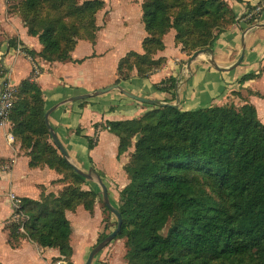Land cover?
I'll return each instance as SVG.
<instances>
[{
  "label": "trees",
  "instance_id": "obj_1",
  "mask_svg": "<svg viewBox=\"0 0 264 264\" xmlns=\"http://www.w3.org/2000/svg\"><path fill=\"white\" fill-rule=\"evenodd\" d=\"M41 1L24 0L22 17L28 33L42 45L38 55L49 61L71 60L69 53L79 39L94 43L98 30L95 16L104 6L102 0L67 2L70 17L77 14L83 23L93 17L86 36L75 34L69 23L39 26ZM6 2L12 7L10 0ZM193 2L196 21L202 16L216 18L222 12L233 21L224 0ZM247 8L253 9L248 4ZM141 10L147 32L142 41L144 52L130 51L120 59L115 83L129 78L133 68L140 77L155 71L165 61L154 58L164 47L163 35L170 27L178 29L177 23L170 24L162 0L143 1ZM260 14L246 18L248 25L258 21ZM215 40L216 36L200 46L211 48ZM251 77L254 75L240 80ZM178 81L170 76L155 88L172 91L174 96ZM43 103L34 83L24 80L14 90L8 116L13 134L29 148L31 166L44 164L56 171L63 167L74 179L83 181L48 142L51 138ZM105 126L118 137V156L136 138L132 160L123 167L129 181L119 191L115 206L122 218L115 238H124L128 264H264V123L252 105L231 102L187 111L153 105L138 118L107 121ZM87 141L88 149L93 148V139ZM95 196L91 189L72 188L40 200L22 198L17 212L24 216V234L43 247L58 248L66 264H71V227L65 211L81 202L91 213ZM17 226L11 225L15 237L19 235Z\"/></svg>",
  "mask_w": 264,
  "mask_h": 264
},
{
  "label": "crops",
  "instance_id": "obj_2",
  "mask_svg": "<svg viewBox=\"0 0 264 264\" xmlns=\"http://www.w3.org/2000/svg\"><path fill=\"white\" fill-rule=\"evenodd\" d=\"M224 1L233 21L218 35L211 52L201 54L191 64L189 76L184 69L187 56L174 43L172 32H168L162 38L163 49L154 55L165 60L160 68L147 77H140L133 68L129 78L115 83L120 59L130 51L144 52L142 41L147 32L141 19L143 0L104 1V8L96 15L98 30L94 43L79 39L69 53L71 60L66 61H49L38 55L42 49L38 38L30 35L19 16L9 12L6 1L0 0V82L2 71L6 70L14 90L24 80L34 83L41 91L45 112L65 98L113 84L142 97L173 103L175 91L173 96L172 91L155 88L173 76L179 79L176 85L181 110L231 102L235 106L250 104L264 123V10L256 22L258 26L247 30L242 37L249 26L244 19L247 4L253 6L258 0ZM17 45L21 48L19 52L15 50ZM242 51L241 62L233 66ZM210 59L221 70L214 69ZM249 74L254 77L240 80ZM144 105L112 89L61 104L48 116L71 162L83 170L93 168L104 181L111 202L117 201L121 187L128 183L123 170L127 159L125 153L117 155L118 137L105 124L138 118L149 109ZM11 126L9 120L0 124V264H46L61 257L58 248L43 247L29 240L22 227L24 216L14 209L11 195L33 200L49 193L57 195L59 176L47 165L29 164V148L13 134ZM9 135L12 140H8ZM87 138L93 139L91 149ZM65 216L71 227L70 263L84 264L88 252L98 242L101 210L97 206L90 213L77 206L66 210ZM12 223L18 224L16 237L11 232ZM125 253V240L115 238L91 264H128Z\"/></svg>",
  "mask_w": 264,
  "mask_h": 264
},
{
  "label": "rangeland",
  "instance_id": "obj_3",
  "mask_svg": "<svg viewBox=\"0 0 264 264\" xmlns=\"http://www.w3.org/2000/svg\"><path fill=\"white\" fill-rule=\"evenodd\" d=\"M10 1L12 2V7H8V11L17 14L19 18L22 20L23 19L22 17L25 13V11L23 12L24 0H10ZM102 1L104 3V1L112 2L113 0H102ZM162 1L164 3V7L170 24L177 23L178 25L177 30L174 27H170L168 28L165 34H167L168 32H172L174 43L176 44V46H178L179 50H181L183 53L186 54L187 56L186 59L192 54L193 51L201 48H206L207 46L201 47L200 44H207L215 36L217 38L218 35L231 23V16L227 14V12H222L221 15H219L216 18L213 17L207 18L206 16H202V19H200V21H196L195 20L196 16H194L193 0H162ZM67 2L68 0H42L37 10V16L39 20H41L40 21L41 23H38L39 26L43 27V25L49 23L56 26H60V25L64 26L62 22L69 23L68 26H70L71 28H75L74 29L75 34H78L79 36L82 35L86 36L89 32L88 30L89 23L91 25L94 24L93 17L92 16L90 17L91 22L86 21L85 23H83L82 20H80L79 15L77 14L70 17L67 13V8H66ZM80 2L82 1L74 0L75 4ZM103 8L104 6H102V8L97 11V13L101 11ZM105 19L106 17L104 16L103 20ZM38 24H36V26ZM130 60H133V57L130 58ZM162 65L163 64L161 63L157 67V69L160 68ZM183 77L184 74H182L181 78ZM227 104L229 103H225L224 105ZM144 106L148 107L149 108L148 110H151L153 108V105L151 104H146ZM131 140L132 141L130 147L127 149V151L124 152L127 159L126 164L132 160V154L134 152V141L136 140V138L133 137ZM48 142L53 145L51 139H49ZM56 152L61 154L58 150H56ZM46 156L47 158H51V156L48 154H46L45 157ZM53 170L59 176L56 181L60 186V190L58 191V194H62L64 191L70 190L72 188H77V189L79 188L83 190L91 189L94 192V194H96L94 200L92 201V204H93V208L98 206L102 214L101 230L99 237L105 236L112 229H114L116 225V218L112 212H110L108 209L103 208V203L101 200V196L99 194L100 187L95 181H91L84 178L83 181L79 182V180H76L72 177L71 171L63 167L59 168V171H56L55 169ZM85 200H89V199L86 198ZM111 203L114 206H116L118 203V198L117 201H113ZM78 206H82L81 202L78 204ZM21 220L22 219L19 220V223H21ZM170 223L171 221H169L167 225L164 227L163 233L167 231V228L169 227Z\"/></svg>",
  "mask_w": 264,
  "mask_h": 264
},
{
  "label": "water",
  "instance_id": "obj_4",
  "mask_svg": "<svg viewBox=\"0 0 264 264\" xmlns=\"http://www.w3.org/2000/svg\"><path fill=\"white\" fill-rule=\"evenodd\" d=\"M259 25H263V24H259ZM254 26H258V23H254L248 26V28L243 32L242 37L244 35V33L251 29ZM206 52H211L210 48H201V49H197L195 51L192 52V54L185 60V75L189 76L190 72L189 69L191 67V64L201 55V54H205ZM243 58V51L241 52V54L239 55L238 59L236 60V62L233 64V66L238 65L241 60ZM211 66L216 69V70H221L220 67H218L217 65H215L213 63V61L210 59L209 60ZM178 85H176V89H175V101L173 103H165L162 102L160 100L157 99H151V98H146V97H142L136 94H133L131 92H129L128 90L124 89L123 87H121L118 84H113L110 86H106L103 88H99V89H95L92 91H88V92H84V93H80V94H75L73 96H70L68 98H65L64 100L58 102V104L52 106L51 108H48L45 112H44V122L45 125L48 129V132L50 134V138L52 140V143L55 145V147L58 149V151L61 153V155L63 156V158L67 161V163L73 168V170L80 176H82L85 179L91 180V181H95L99 187H100V196H101V200L103 205L114 214L115 218H116V225L114 227V229H112L109 233L106 234V236L104 238H102L100 241H98L88 252L87 257L85 259L84 264H91L92 260L94 259V257L104 248L106 247L113 239H115L116 235L119 233L120 228H121V224H122V218H121V214L119 212V210L111 203L109 196H108V191H107V187L104 183V181L102 180L101 176L93 169V168H88L87 171L79 168L78 166H76L74 163L71 162L69 153L67 152V150L65 149V147L62 145V143L60 142V140L58 139L54 129L51 127L49 120H48V116L49 114L58 106H60L61 104H64L66 102H72V101H77V100H84V99H88L91 97H95L98 95H101L103 93H106L112 89H116L119 90V92H121L122 94H124L125 96L136 100L138 102L141 103H146V104H151V105H163V106H171V107H178V102H179V95H178V91H177Z\"/></svg>",
  "mask_w": 264,
  "mask_h": 264
},
{
  "label": "built area",
  "instance_id": "obj_5",
  "mask_svg": "<svg viewBox=\"0 0 264 264\" xmlns=\"http://www.w3.org/2000/svg\"><path fill=\"white\" fill-rule=\"evenodd\" d=\"M252 7H253L252 10L246 7L244 13L245 20L246 18L250 17L251 14H258L264 10V0H258V2L255 3ZM256 22L257 21L255 20L254 23ZM15 50L17 52L21 51L20 46L17 45L15 47ZM8 77H9V72L3 70L2 80L0 82V124H3L8 121L9 112L10 109L12 108L13 100H14V88L11 86ZM12 139H13L12 135H9L8 140H12ZM11 197L13 199V207L17 211L21 199L15 198L13 195H11ZM46 264H66V261L64 258L60 257Z\"/></svg>",
  "mask_w": 264,
  "mask_h": 264
}]
</instances>
